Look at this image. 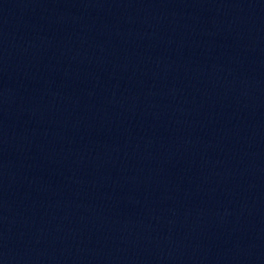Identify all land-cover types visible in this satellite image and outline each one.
<instances>
[{"label":"water","instance_id":"1","mask_svg":"<svg viewBox=\"0 0 264 264\" xmlns=\"http://www.w3.org/2000/svg\"><path fill=\"white\" fill-rule=\"evenodd\" d=\"M0 264H264V0H0Z\"/></svg>","mask_w":264,"mask_h":264}]
</instances>
